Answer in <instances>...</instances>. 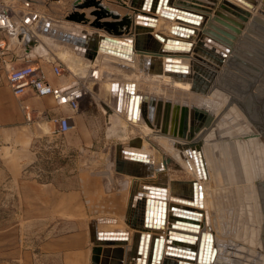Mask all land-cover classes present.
<instances>
[{
  "label": "bare ground",
  "instance_id": "obj_1",
  "mask_svg": "<svg viewBox=\"0 0 264 264\" xmlns=\"http://www.w3.org/2000/svg\"><path fill=\"white\" fill-rule=\"evenodd\" d=\"M131 1L130 7L133 9ZM235 1L239 2V0ZM169 2L171 3V0ZM230 2L228 4H231ZM123 5L129 7L126 4ZM253 7L254 12H251L253 8H249L250 12L245 10H240V12L248 15L249 20L247 18V21H254L264 25V0H260V7H256V2ZM204 8L201 12L193 11L202 15L200 19L195 18L199 25L186 24L179 21V26L194 28L195 32L193 34L185 30H182V32L178 28L175 36H168V38L173 39H165L163 45L159 46L156 44L157 48H149L147 46V48L152 49L150 51L157 53L154 54V57L146 56L141 59L142 64H145L163 57L165 59L161 66L164 69L169 62L180 66L184 65L185 68H177L171 71L176 70L178 72L180 81L183 78V74L189 75L192 78V83H194L192 87L175 88L172 85L173 81L166 82L169 88H166L165 99L161 94L163 105L159 112L156 111L155 113L154 109L156 108L157 110V101L161 99L155 98L158 95H154L156 90L140 92L136 89L137 86L128 80L127 75L119 77L116 74L115 79L113 77L114 80L111 81V84L115 87L113 95L110 97L111 104L109 101L110 105L107 103H104V105L110 112L113 123H118L119 125L125 120L127 123L141 125L147 131L144 130L146 133L150 132L151 135H156L159 138L158 140L161 141L163 148L171 156L167 157L161 151H157V149L153 150L151 147H145L144 144H148L145 138L140 139L137 146L127 145L128 147H126L124 144V147H118V155L115 156L114 166L121 177L120 186L128 190V202L121 214V221L113 225L115 227L100 228L96 231L92 228L93 249L99 253V262L102 264H178L179 262L182 264H264V230H262L263 226L261 224V218L264 213L261 216L260 212V208L264 204V186L262 182L264 181V153L263 155L260 153L261 156H259V153L257 154V162L259 161L257 163L251 158L252 155H247L243 148V143L233 144L231 151H234L232 152L234 159L226 149H221L217 145L208 147L205 145V140L213 141L217 137L219 138L216 139L217 141L227 145L229 141L226 139L230 137V134L242 131L230 112L233 109L232 106L239 102L233 96H235V93L239 94L241 90L233 88L235 93L232 91L230 78L224 80L230 83H228L229 86L223 83L219 84V81L225 77L224 71L227 66V57L234 49V44H231L233 39H230V37L234 36L238 39V35L244 34V30L247 29L248 25L244 26V22L242 23L238 20L237 16L226 14L224 18L228 24L237 25L239 22L242 23H239L241 33H235L223 24L221 26L213 24L212 27H207L205 19L215 18L211 14L209 7L208 9ZM182 9L190 11L187 8ZM143 10L145 11L136 10L134 12L135 15H140L139 19L141 21H144L147 16H151L153 13L148 11V9ZM214 11L216 12V10ZM231 11L233 10L231 9ZM169 13L171 15L168 17L163 14L161 16L171 18L178 13L177 16L188 17L180 12L169 11ZM151 18V24H148V26L155 31L158 26V19L154 15ZM189 18L192 17L189 16ZM134 19H136L135 16L131 18V23H133ZM255 27L253 28L255 29ZM135 29L134 27L131 34L132 37L134 36V42L120 43L119 52L116 51L118 50L117 44L108 42L109 48L114 50L99 48L97 56L100 53L99 55L102 59L106 56H113L112 58L118 61H124L128 64L136 63L134 61L135 55L139 49H136L135 42L138 39V35L144 33V31L142 27H138V30ZM175 30H173V27L170 28L171 32L175 33ZM60 33L62 32L60 31ZM94 33L92 32L90 36H93ZM63 35L64 33H62L61 37ZM209 37L216 42L217 46L207 43L206 40ZM99 38L97 35L91 42L99 43ZM69 40L76 41L75 37H69ZM179 40H190L192 43H183ZM256 41L257 45L262 44V39L258 38ZM72 44L78 49L77 54L80 53L79 55L83 56L81 46L79 47L75 43ZM142 45L144 47L145 44ZM224 48L229 49V52ZM176 49L178 51H174ZM210 49L213 50L211 51ZM215 49L217 51H214ZM218 51L225 55L219 54ZM244 51L246 52L247 50ZM141 52L145 54L147 50H141ZM97 56L91 60L83 57L94 66ZM167 56L174 57L175 60H167ZM107 70H109L107 71L108 74L104 75V77L109 76L110 72H112L110 69ZM137 71L139 70L129 71V74ZM171 71L164 70L161 74L173 75ZM99 72L101 71L97 68L89 71L93 76H98L97 73ZM138 74L140 75L139 72ZM231 74L233 73L231 72ZM220 76L221 78L218 80ZM153 77L151 82L153 83V88L157 89L162 78L160 80L155 76ZM94 78L97 79V77ZM109 79L107 78L108 81ZM115 80H117L116 83ZM76 83L82 89L83 97H86V85L81 87L79 82ZM239 95L242 97L241 94ZM137 96H139L138 99H136ZM140 96L143 98L140 99ZM144 96H147V99H144ZM130 97H133L131 102ZM152 98L156 99V103L151 106ZM167 101L169 105L165 109V102ZM143 104L146 107V118L141 110ZM111 107L113 109L110 110ZM230 107L232 108L228 110ZM244 109L238 103V108L235 112L238 116L243 113L244 118L250 121V115ZM166 110L168 111L166 118L168 128L167 132H164L161 129V125L164 122ZM184 110L186 133L191 130H195V133H197L196 131L201 129L196 138H193L198 148L195 152L186 146L189 141L179 136ZM157 113H159V116ZM150 114H152L151 118ZM197 114L203 115V118L198 117ZM148 119L150 124L147 122ZM216 124L219 125L214 130L213 127ZM262 125L264 128V122H262ZM174 131L176 132L175 135L173 134ZM259 135L264 137V133H259ZM210 136L216 137L210 138ZM235 141H241V139L237 138ZM262 141L264 142V139ZM172 158L181 164L185 171V177H189L190 180L173 179L169 176L168 163ZM150 160H153V162H150ZM194 182L197 183V200L193 196ZM161 186L165 188L164 192H156L154 188H161ZM151 187H153V190H150ZM260 205L261 207L259 208ZM179 207L188 209L189 212L183 213L177 210ZM149 211H152V220L150 222ZM177 214L190 218H180ZM177 219L196 223V225L178 223ZM207 233L213 236L211 251L214 247H217L214 261L211 252L208 255V251H206ZM155 237H160L162 240H158L155 257H152ZM176 237H185L195 244L190 245L188 242L175 241L174 238ZM201 241L203 245L199 254ZM172 246L195 249L197 252L196 254H190L191 258L188 259L184 256L189 253L174 250L171 248ZM100 255H102L101 258Z\"/></svg>",
  "mask_w": 264,
  "mask_h": 264
},
{
  "label": "crops",
  "instance_id": "obj_2",
  "mask_svg": "<svg viewBox=\"0 0 264 264\" xmlns=\"http://www.w3.org/2000/svg\"><path fill=\"white\" fill-rule=\"evenodd\" d=\"M2 1L10 4L18 15V29L7 36L8 43L13 52L24 55L33 62H36L35 66L43 68L54 84L79 82V80L75 79V76H73L74 79L73 77L71 79V77L66 74L59 77L53 75L51 72L52 63L48 62L53 60L57 61L59 59V50L58 48L57 52L53 50L55 48L48 46L49 42L45 39L49 37L48 35L53 36L56 32L60 33L54 25L50 24L48 19H51V14L55 12H65L67 9L66 2L69 0ZM227 1L230 2V0H171V5L187 8L191 12H201L204 7H207L204 9H208L209 7L212 12L210 13L213 14L215 19H211V17L206 18L207 27H212L213 24L215 26L222 25L216 20L217 17L222 18L218 14L219 12L228 15H231L228 11L231 9H236V11L239 12L240 10L250 12L249 8L251 7L247 6L245 2L231 0L230 3L233 4L231 5L227 4ZM107 2L108 3L103 2V4L112 12L118 14L128 13L133 18L134 16L136 17L133 23H131L130 33H125L122 36H114L104 31L82 30L80 24L69 22L74 29L63 32L64 36L69 35V37H75L76 39L77 36L90 35L92 32H95L100 35H107L110 38L121 40L125 43H132L134 42V36L132 37L131 35L132 30L134 27L136 28L135 30H138V27H142L144 33L138 35V42H140V44H145L144 46H146V48L147 46H149V48H157L156 44L161 46L165 43V39H169L168 36H175L177 34L176 32H171L170 28L175 25L179 26L180 23L177 19L178 13L171 18L162 17L160 12L152 13L151 16L154 15L158 19V26L155 28V31H153L151 30L153 28H149L148 26V24H151V16L149 15L150 17L147 16L144 21H141L139 19L140 15H135L133 9L130 7V0H121V2L117 0H107ZM255 2L256 7H260V0H255ZM119 4H126L129 7L124 6L121 8ZM91 10H93V7L83 9L79 12L86 13L87 16H89ZM214 10H216V12ZM251 12H254V7ZM25 14H32V18L28 23L24 21L28 17V15ZM91 18L93 19V17ZM104 20L112 21L110 18H105L103 21ZM238 20L243 23V20ZM252 22L253 21H248L246 24H243L246 26L248 23ZM255 23L263 27L260 23ZM179 41L183 43H192L190 40ZM31 42H35V44L31 45ZM70 44L74 51L68 52V54L70 53V60L77 63L76 61H79L83 56L77 54L76 46L73 45L72 42ZM150 50L151 49L147 50L145 54L137 50L134 61L137 59L141 60L146 56L154 57V54H157ZM72 53H74V55ZM99 54L100 53H98L94 66L84 58L86 62L82 68V70H84L83 77H87L88 79L97 77L103 84L106 81L105 88H107V92L103 104H109L110 97L115 90L111 81L115 79L116 74L119 77H125V75H127L126 77L128 78V76L132 74H129V71L131 72V68L137 65V63L128 64L124 61H118L112 58L113 56H106L102 59ZM164 59L163 57L158 58L159 61L157 60L154 64L156 69H164L161 66L163 65ZM140 67L141 65H137L136 69L139 70L141 69ZM96 68L100 69V71L102 68L110 69L115 75L110 73V75L107 76V78H110L109 81L106 77H104L105 80L99 77L101 76V72H99L100 74L97 73L98 76L91 75L89 71H91V69L96 70ZM175 72L176 71H171V73H173L171 76H175L176 79H178L180 75L177 74L178 72ZM159 75H164V73H160ZM163 78L164 76L160 83H163ZM116 82L117 80H115V83ZM174 82L179 83L180 80L178 79ZM134 84L137 86L136 89L140 92H144L140 89L139 84ZM192 85L189 84L188 87H192ZM96 87L98 86L94 85L92 90H88L90 84L86 85V95L90 97H83L80 101V106L75 110L69 105H58L51 95L37 96L32 90H27L22 95H16L9 84L7 73L5 70H0V264H89V250L86 242L84 220L82 218L78 220L80 223L76 224L74 234L72 229H68L67 231L64 229L66 222L71 220V218H69L71 214H56L39 211L40 206L49 205L51 203H64L66 196L63 193L64 189L61 190L59 185L46 183L40 179L42 178V173L49 172V167L39 165L38 162L39 158L42 156L39 149L40 144H50L58 135L56 123L53 121V118L56 116L65 115L70 117L72 127L70 131L65 133L66 136H78L80 140L86 138V135L90 132V123H96L93 117L94 115H92L93 112L91 107V102L95 99L93 96L96 91L94 88ZM164 87L168 88L167 86ZM111 109L113 108L111 107L110 110ZM156 111L155 108L154 112L156 113ZM136 136V134L133 135V137ZM144 146L151 147L152 149L154 148L151 145L147 146L144 144ZM49 152L50 151L47 150L44 153ZM163 153L168 154L165 148ZM117 155L116 152L114 156ZM150 162H153V160H150ZM9 205H21L23 210L20 212H9L7 207ZM25 205L28 206L27 209L23 208ZM26 236L38 237L39 241H37V244L34 246L30 245L28 244L29 242L24 239Z\"/></svg>",
  "mask_w": 264,
  "mask_h": 264
},
{
  "label": "rangeland",
  "instance_id": "obj_3",
  "mask_svg": "<svg viewBox=\"0 0 264 264\" xmlns=\"http://www.w3.org/2000/svg\"><path fill=\"white\" fill-rule=\"evenodd\" d=\"M74 1L75 0H69L68 2H66L67 9L65 12H55L51 14V19H48V21H50V24L54 25V27L62 33L66 31L68 32L70 29H74L69 22L80 24L82 30L98 31V29L92 28L88 24L67 20V16H69L75 10H83L74 9ZM102 2L108 3L107 0H102ZM119 5L121 6V8L124 7L123 4ZM128 15V13L120 14L121 17H125ZM87 17L90 20H93L95 18L90 14ZM91 17H93V19ZM243 22L246 23L248 21ZM250 24H248L247 29L244 30V34L241 33L240 36L238 35V39L236 38V40H232L231 44H234V49L232 53H230L227 57V66L224 71L225 77L220 80V76L218 79L220 80L219 84L223 83L228 85L229 82H226L224 80H228L230 78L229 80L232 81V91L235 93L233 88H239L241 90L239 91V94H241L242 97L237 93H235V96L233 97L237 98V100L239 101L238 103L243 106V108H245L244 111L250 115V121L244 118L243 113H240L239 116L237 115L235 111L238 108V103H235L232 106L233 109L230 110L232 108L230 107L228 108V110H230L234 121H237L242 131H240V133L236 131V134H230V137L226 139L229 141L227 145H224L221 141H217L216 139H219L218 137L213 141L205 140V145L207 147L211 145H217L221 149H226V151L229 152L230 156L234 159V157L232 156V152L234 151H231L233 144L243 143V148L245 149L247 155H252L251 158H253L257 162V154L259 153V156H261V154L263 155L264 153V142L262 141L264 137L263 135H259V133H264V128L262 125V122H264V26L261 24V26L263 27H257L254 21ZM253 27H255V29ZM62 33L59 34L58 32H56L53 36L48 35L49 37L45 39L47 40V42H49L48 46L55 48L53 50H56L57 52L58 48L59 59L57 60V62L62 65L64 74L70 76L71 79L73 76H75V79L79 80L82 85L90 84L94 86L95 84L96 86L97 84L98 87L94 88L96 89V91H93V98H95L96 100L94 99V101L91 102L93 112L92 115H94L93 117L96 123H90V132L83 140H80L78 136L71 137L70 135L66 136L65 134H58L56 136V139L51 141L50 144H40L39 149L42 153V156L39 158L38 163L39 165L49 167V172L42 173V178L40 179L46 183L59 185L61 187V190L64 189L63 193L66 196V200L64 203H51L49 205L40 206L39 211L56 214H71L69 217L71 218V220H68L66 222L64 229L65 231H67L68 229H72V232L74 234L76 224H79L80 221L78 220L82 218L84 220L83 223H85V236L89 250V264H102L101 262H99V253L93 249V230L96 231L100 228L107 229L115 227L113 225L121 221V214L123 213V209L126 207V204L128 202V190L120 186L121 183L119 182L121 177L118 175L119 173L116 172L114 166V155L118 151V147H124V144L126 147L131 145L137 146L136 144H132V142L134 138L140 137L141 139L145 138L146 142L148 143L145 145H151L152 147H154L153 150L157 149L158 151H161L163 153L164 148L161 141L158 140L159 138L156 135H151L150 132L146 133L147 131L141 125L127 123L125 120L122 123H119V125L118 123H113L114 121L110 116V112H108V109H106L105 105L103 104V100L105 99L107 92V88H105L106 81L103 84V82H100L99 79H88L87 77H83L84 70H82V68L83 65H85L86 61L84 57H81L83 59L80 58L79 61H76L77 63L70 60V53L68 54V52L73 51V48L70 43L64 40V35L63 37H61ZM257 36H259L258 38L260 40L262 39V44L260 45H257ZM249 37H253L252 39L255 40L253 41ZM203 38L205 39L204 36ZM206 41L207 43H210V45L217 46L216 42L213 40ZM253 42H255L256 44ZM210 50L212 51L213 49ZM244 50H247V53ZM214 51H217V49H215ZM72 54L74 55V53ZM157 60L158 59H154L151 62L149 61L145 64H142V61L137 59L135 62L138 66L141 65V69L130 74L128 76V79L133 83L139 84L140 89L143 91H157L160 88L158 90L159 92L157 91L156 93V91H154V95L158 94L156 97H154L161 98L163 105V97L166 93V88H164V86H169L166 82L173 81L172 85L175 86V88H182L185 86L188 87L189 84L192 85L194 83H192L191 81L192 78L186 74L183 75V79L178 83L174 82L179 79H176L175 76H166L165 74L159 75L160 73H155L156 71L150 72L149 68L154 67L156 69V66L154 64L155 62H157ZM31 63H33V65L36 64V62H33L32 60ZM137 65L133 66L131 68V71L135 70ZM103 70H105V68H102L101 70V74H103L101 75L102 78H104V75H107V71H109L107 70V68L105 71ZM138 72L140 73V75L138 74ZM231 72L233 74H231ZM153 76L159 79L160 77L162 78L164 76L163 83H160V87L158 85L157 89L153 88V83L151 82V80L154 78ZM92 86H90L88 90H92ZM161 94L163 97H161ZM237 95H239L240 97ZM86 97L90 96L86 95ZM242 98L244 99V101ZM247 101L249 102L247 103ZM197 115L198 117L203 118V115ZM218 125L219 124L214 125V130ZM200 131L201 129L196 131L197 133L193 135V138H196L198 132ZM135 134L137 136L133 137V135ZM215 137L216 136H210V138ZM193 138L192 140H194ZM237 138L241 139V141H235V139ZM47 150H49L50 152L44 153ZM163 154H165L167 157L171 156L167 153ZM257 163H259V161ZM168 172L170 174L169 176L173 179L190 180L189 177H185L184 168L174 158H172L168 163ZM262 182L264 186V181ZM7 207L9 212H20L23 210L21 205H9ZM27 207V205L23 206L24 209H27ZM260 207L261 205L259 206V208ZM263 207L264 204L260 208L261 216L264 213ZM261 219V224L263 226L262 230H264V214ZM24 239L25 241L29 242L28 244L33 246L37 244V241H39L38 237L35 236H26ZM101 257L102 255H100V258Z\"/></svg>",
  "mask_w": 264,
  "mask_h": 264
},
{
  "label": "water",
  "instance_id": "obj_4",
  "mask_svg": "<svg viewBox=\"0 0 264 264\" xmlns=\"http://www.w3.org/2000/svg\"><path fill=\"white\" fill-rule=\"evenodd\" d=\"M117 1L120 2V0H117ZM240 1L247 3V6H249L251 8H253V6L255 4V0H240ZM131 2H132V7H133V11L134 12L136 10L145 11L143 9H148V11H152L153 13L160 12L161 14H163L164 16H167V17L169 15H171L169 13V11H171V12L172 11L180 12L181 14H184V15H186L188 17L177 16V19L179 21L183 22V23H186V24H197V25H199V22H197L195 20V18L196 19H198V18L200 19L202 17V15H200L198 13L187 11V10H183L180 7L172 6L171 3L169 2V0H132ZM73 6H74V9H87V8L93 7V10H91L89 14L94 16L95 18L93 20H90L87 17L86 13L79 12V11L75 10L69 16H67V20H69V21H74V22H77V23L88 24L92 28L98 29V31H104L107 34L114 35V36H122L125 33H130L131 32L130 27H131V22H132V20H131L132 16L128 15V16H125V17H121L120 14L112 12L107 6H105L103 4L102 0H75ZM228 11L230 12L231 15L237 16L239 19H241L243 21H247V16L248 15L246 13H242V12H239V11L236 12V10H233V11L228 10ZM218 14L222 17V18H218V17L216 18V20L218 22H220L223 25H226V27L232 29L235 33H238V34L241 33L240 32V27L241 26L239 24L241 22H239L237 24L239 26L231 25L230 23L228 24L226 22V19L224 18V15H226V14L221 13V12H219ZM189 16L192 17V18H189ZM105 18H110V19H112V21H110V20H104L103 21V19H105ZM178 28L181 31L182 30L188 31L190 34H193L195 32L194 28L186 27V26L185 27L184 26H178V25H175L173 27V30L176 29L175 32H177ZM181 34L183 35V33H181ZM97 35H100V34L94 33L93 36H90V35L77 36L76 39H75L76 41L73 40L71 42L75 43V44H78L77 46H79V47L81 46V50L82 51L81 50L80 51H81L82 55L84 57L90 59V60L91 59H95V57L97 56V51H98L99 48H107L108 50H112L113 51L114 49H110L109 46L107 45L108 42L115 43V44L118 45V48H117L118 50H116L117 52L120 51L119 44L120 43L125 44V42H123L121 40L110 38L109 36L102 35V34L99 36L100 37L99 38L100 39L99 43H92L91 40L94 37H96ZM67 36L69 37V35H67ZM67 36H65L63 38H64L65 41L67 40V42H69L70 40H69V38ZM235 38L236 37H234V36L230 37V39H235ZM169 40H171V39L169 38ZM208 40L212 41L211 37H209ZM175 42H177V41H175ZM34 44H35V42H31V45H34ZM135 47H136V49H139V50H149L145 46L143 47V45L140 44V42H138V40L135 42ZM225 50H227L229 52V49H225ZM174 51H178V49H176ZM218 53L222 54V55H225L224 53L219 52V51H218ZM166 59L167 60H175L174 57H170V56H167ZM51 62H54V60L51 61ZM165 67H166L165 69H162V68L155 69L154 67H151V68H149V70H150V72L156 71L155 73H162L164 70L169 72V71H171L173 69L185 68L184 65L180 66V65H177V64H173L171 62L166 64ZM174 71H176V70H174ZM132 98L133 97H130V102H131ZM138 98H139V96L136 97V99H138ZM142 98L143 97L140 96V99H142ZM144 99H147V96H144ZM150 103H151V106L154 105L156 103V99L152 98ZM168 105H169L168 101L165 102V109L168 108ZM161 107H162V100L158 99V101H157V111L158 112L161 109ZM141 110H142V114L146 118V107H145V104H143ZM141 110H140V112H141ZM183 112H184V115L182 117L183 118L182 127L180 128L179 136L181 138H183V139L188 140L189 142L186 144V146L190 147L192 149V151L195 152V150L198 149L196 147V145H195L196 143L194 142V140H192L193 135L195 134V130H191L188 133H186V130H185V110ZM150 113H151V109H150ZM157 114L159 116V113H157ZM151 115L152 114H150V118H151ZM167 115H168V111L166 110V113L164 114V122L161 125V129L164 132H167V128H168V122H166ZM147 122H148V124H150L149 119H148ZM173 134L175 135L176 132L174 131ZM140 139H141L140 137L139 138H135L133 140L132 144H136L137 145V143L140 142ZM199 161H200V159H199ZM133 172H135V171L133 170ZM154 189H155L156 192H160V191L164 192L165 188L161 186V188L160 187H156ZM150 190H153V187H151ZM193 194H194L193 195L194 199L197 200V183L196 182L193 183ZM177 210H179V211H181L183 213H188L189 212L188 209L180 208V207L177 208ZM148 216H149V222H150L152 220V211L148 212ZM177 216L180 217V218L185 217V216H182L181 214H177ZM187 217H185V218H187ZM188 218H190V217H188ZM156 221H157V219H156ZM177 222L178 223H182V224L186 223V224H189V225H196V223H192V222L181 220V219L180 220L177 219ZM206 236H207V250L206 251H208L207 252L208 255L210 254L209 252H211V256H213V261H214L215 257H216V254H217V247H214V249L211 251V243L213 242V238H212L213 236L210 233H207ZM112 240H114V239H112ZM158 240L160 241V240H162V238L155 237L154 244H153L152 257H155V251H156V246H157ZM174 240L178 241V242H183V243L188 242V243H190V245H194L195 244L191 240L190 241L187 240V238H185V237H180V238L176 237V238H174ZM202 245H203V242L201 241L200 245H199V251H198L199 254H200V251H201L200 249H201ZM171 248H173L174 250H178V251L184 252V253H189V254H186L187 256H184V257H186L188 259L191 258L190 254H196V252H197L195 249L182 248V247H179V246H172ZM170 254H172V253H170ZM178 264H182V263L179 262ZM184 264H186V263H184Z\"/></svg>",
  "mask_w": 264,
  "mask_h": 264
},
{
  "label": "built area",
  "instance_id": "obj_5",
  "mask_svg": "<svg viewBox=\"0 0 264 264\" xmlns=\"http://www.w3.org/2000/svg\"><path fill=\"white\" fill-rule=\"evenodd\" d=\"M23 15V14H20ZM27 23L32 14H25ZM18 15L10 4L0 0V70H5L8 81L16 95H22L27 90H32L37 96L51 95L60 106L69 105L78 109L83 98L82 89L77 83L54 84L48 73L41 67L33 65L31 60L16 54L8 43L7 36L18 29ZM51 72L54 76H63V67L57 62H51ZM80 86L83 85L79 81ZM56 123L57 134H65L71 129L70 117L58 115L53 118Z\"/></svg>",
  "mask_w": 264,
  "mask_h": 264
}]
</instances>
